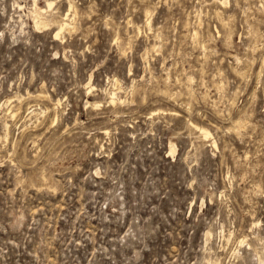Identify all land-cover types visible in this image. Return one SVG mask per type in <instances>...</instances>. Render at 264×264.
<instances>
[{
	"label": "rangeland",
	"instance_id": "374dc122",
	"mask_svg": "<svg viewBox=\"0 0 264 264\" xmlns=\"http://www.w3.org/2000/svg\"><path fill=\"white\" fill-rule=\"evenodd\" d=\"M51 1L0 0V264H264V0Z\"/></svg>",
	"mask_w": 264,
	"mask_h": 264
},
{
	"label": "bare ground",
	"instance_id": "6f19581e",
	"mask_svg": "<svg viewBox=\"0 0 264 264\" xmlns=\"http://www.w3.org/2000/svg\"><path fill=\"white\" fill-rule=\"evenodd\" d=\"M53 3L54 2L51 1V0H46L45 1V7L44 8H41V7H39L37 5V3L35 2V0H33L32 19H33V22H34L35 27L36 28H39V29L40 28H44V27H48L50 25H55L56 26V31L54 33V37L55 38H59L61 32L66 31V30L69 31L70 29H73L74 28L73 20H74V17L76 16L77 13H76V10H75L73 4L72 3H69L67 12L63 16H59L58 19L44 15V12L46 11V9H51L52 8ZM193 36L196 37V32H194ZM188 80L190 82V78ZM116 81L117 80L115 79V82ZM117 101L119 103H122L121 100L118 98V96H117V94L115 92H110L109 93V103L111 105H113ZM59 104H60L59 103V100H57L52 105L53 106V111H54V116H56V112H57L56 109L58 108ZM93 106H97V105L96 104H93ZM46 110H47V108L44 109V111H46ZM9 112H10V117L11 118H14V117L16 118V114L18 112V108L17 109H14V110H10ZM41 113H44V112L41 111ZM189 125H190L189 127H191V129L194 130L198 134L199 137H202L204 139H210L211 134L208 131V129H206L204 126L198 125L197 123H192V122H190ZM236 125L238 127H241L242 126V123L241 122H236ZM5 130H6V133H7L8 126H7L6 123H5ZM210 145L213 148H215V149L217 148L216 147V145H217L216 142L214 140H212V139L210 140ZM174 151H175V146L173 147L172 145H170V147H169V153L170 154H173ZM243 241H244V238L242 237V239L239 242L242 243ZM260 261L262 263H264V255L263 256H260ZM208 264H219V263H218L217 260H214V261H211V262L209 261Z\"/></svg>",
	"mask_w": 264,
	"mask_h": 264
}]
</instances>
